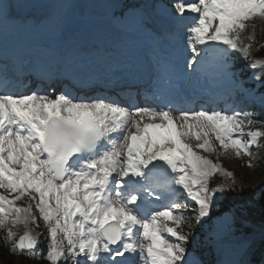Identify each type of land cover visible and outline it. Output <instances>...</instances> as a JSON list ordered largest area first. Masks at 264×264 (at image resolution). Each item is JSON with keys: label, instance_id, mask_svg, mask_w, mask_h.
<instances>
[{"label": "snow or ice", "instance_id": "6c2138e0", "mask_svg": "<svg viewBox=\"0 0 264 264\" xmlns=\"http://www.w3.org/2000/svg\"><path fill=\"white\" fill-rule=\"evenodd\" d=\"M39 7L0 0V244L19 264H205L202 233L217 251L237 240L221 158L253 168L264 149V0H117L110 34L84 0ZM135 31L169 41L147 82L139 61L153 52L127 46ZM101 74L115 92L72 84ZM189 82L199 91L178 105L169 93ZM260 251L245 239L226 264H264V232Z\"/></svg>", "mask_w": 264, "mask_h": 264}, {"label": "trees", "instance_id": "16d2710c", "mask_svg": "<svg viewBox=\"0 0 264 264\" xmlns=\"http://www.w3.org/2000/svg\"><path fill=\"white\" fill-rule=\"evenodd\" d=\"M260 34L258 32V39H260ZM261 53L264 54V49H260ZM235 173H240L242 175V187L237 188L235 192L231 193L228 198V205L233 202L243 201V203L238 204V213L240 216V221L243 220L245 212H247L251 206H255L257 212L252 214L249 220H252V224L255 225V231H261L264 229V187L261 189L255 187H247L245 184L244 176L247 174V170L241 168H231ZM230 207V206H229ZM237 212V211H236ZM255 218V219H254ZM7 254L6 249L2 244H0V257ZM39 264H46L45 261H41Z\"/></svg>", "mask_w": 264, "mask_h": 264}, {"label": "rangeland", "instance_id": "374dc122", "mask_svg": "<svg viewBox=\"0 0 264 264\" xmlns=\"http://www.w3.org/2000/svg\"><path fill=\"white\" fill-rule=\"evenodd\" d=\"M100 1L105 2V0H100ZM56 2L59 3L60 1L58 2V0H52V3H56ZM53 11L55 10L53 9ZM259 159H262L263 162H259ZM221 161L224 163L223 165L226 167H230V168L237 167V168L247 170V174H245V176L243 177L245 180L244 182L247 187H255L258 189H261L262 187H264V149H260V152H258L257 159L253 161V163L256 166L253 168H248L245 162H242L233 157H229V158L222 157ZM235 178H236V187L240 185L243 186L242 185V175L240 173H236ZM10 261H16L17 264H19V262L21 261V257L16 254H12L8 252L3 257H0V264H9ZM37 262L38 260L26 261L25 264H37Z\"/></svg>", "mask_w": 264, "mask_h": 264}]
</instances>
